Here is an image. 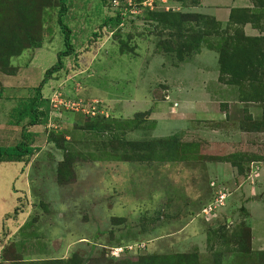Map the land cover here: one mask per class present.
Segmentation results:
<instances>
[{
  "label": "rangeland",
  "instance_id": "obj_1",
  "mask_svg": "<svg viewBox=\"0 0 264 264\" xmlns=\"http://www.w3.org/2000/svg\"><path fill=\"white\" fill-rule=\"evenodd\" d=\"M33 2L24 20L28 0H0V146L33 148L0 161V264H264L250 229L264 239V76L242 87L222 76L235 90L225 116L177 117V98H202L201 52L218 63L213 48L239 27L216 21L207 0ZM248 3L262 38L264 0ZM162 11L199 18L170 27L149 15ZM63 25L72 50L38 92L66 49ZM180 26L198 50L165 51ZM35 99L38 124L16 123L21 100Z\"/></svg>",
  "mask_w": 264,
  "mask_h": 264
},
{
  "label": "trees",
  "instance_id": "obj_2",
  "mask_svg": "<svg viewBox=\"0 0 264 264\" xmlns=\"http://www.w3.org/2000/svg\"><path fill=\"white\" fill-rule=\"evenodd\" d=\"M34 0H28V3L30 2V5L27 7H22L23 9L21 14L23 15L24 20L28 18H32V12L35 11L36 5L33 2ZM27 4V3H26ZM236 12H242L243 15L241 16L239 13ZM236 13V14H235ZM249 14V15H248ZM150 17L153 16V19L157 22L164 21V23L168 24V26H178L184 22L188 21H196L198 20V16L192 13H182V14H173L171 11H162L158 14L150 13ZM247 17H246V16ZM255 16V15H254ZM256 19L253 21H256L258 19V16H255ZM251 10L250 8H245L240 11L231 10L229 22L233 25V27L238 26L240 31H237L236 34H234L232 37L229 36V40L224 42V44L221 46L220 49L213 48L218 52V65H219V80L222 81V76H225L228 78L226 81L228 84L236 85L237 87L242 84V82L249 81L251 78V75H254V77H257L259 74L264 76V36L262 38L259 37H248L244 35L243 32V26L247 23L253 24V21H251ZM162 27V26H161ZM256 29H259L260 26L255 25ZM259 27V28H258ZM64 30V43L66 49L58 54V59L56 64L51 66L48 70L45 71L44 77L41 80L37 91L40 92V88L47 82V79L50 75H52L55 72H58L62 67V58L66 57L70 54V51L72 50V46L70 44L69 39V30L66 26H62ZM180 34L178 35H171L170 41L165 42V51H174L175 47H178L179 51L183 53H191L195 50H198L195 48L193 51L191 48L193 47L195 41L200 40V37H193L192 39H183V36L181 35V26L179 27ZM227 35H231L228 34ZM240 70V77H238L236 80L232 78L231 76H236L237 70ZM242 81V82H241ZM264 98V96H263ZM40 104H37V100H21L20 107L16 110L18 111L17 117H16V123H19L20 121H23L26 118H29L30 125L38 124V114H37V107ZM172 140V139H169ZM161 143H165L168 140H159ZM155 152V150L153 151ZM159 152H162L159 151ZM33 153V148L28 146L24 140L12 145V146H0V161H7L10 159H15L16 161H21L23 157L29 156ZM162 154L165 156V158L170 157L171 158V149L163 150ZM169 161L175 162V160L169 159ZM183 258L185 260V264H197L195 255H191L190 257L188 255L186 256H179L178 258ZM150 264H173L171 261H167L164 263L161 258H148L147 259ZM143 262V261H142ZM141 264H146L142 263ZM184 262L178 261L177 264H183Z\"/></svg>",
  "mask_w": 264,
  "mask_h": 264
},
{
  "label": "crops",
  "instance_id": "obj_3",
  "mask_svg": "<svg viewBox=\"0 0 264 264\" xmlns=\"http://www.w3.org/2000/svg\"><path fill=\"white\" fill-rule=\"evenodd\" d=\"M209 3H211L213 6L212 8L206 9V11L215 18L216 21L220 22L222 25H227L229 22L230 12L232 9H245L250 8L252 9L253 6L249 5L248 0H229L224 2V6L217 7L215 6V1L213 0H207ZM247 3V4H246ZM243 32L248 37H256L258 33L256 30L249 24H245L243 26ZM208 51H203L201 53L203 57L202 63H204L205 68L202 69L201 67H198L197 70L203 83L201 86L200 91L197 92V95L202 96V98H177L178 106L177 110H179V114L177 117H187L184 118L186 120H196V119H204L208 120L211 119L214 115H220L221 113L225 116L224 109H221V104L228 103L233 99V92H229L225 94L224 88H221V83L219 81V65L216 62L217 58L213 56L212 54L210 58V65L207 63L208 54H206ZM200 54V53H199ZM199 56L198 54H196ZM200 56V57H202ZM196 57V56H195ZM187 66L184 67V64L181 67H176V70H185ZM182 73V72H181ZM14 77V76H11ZM172 82L176 83L179 82L178 79L173 80ZM209 87H215L213 88L212 93L210 94ZM193 95V93H192ZM227 95L226 98H224ZM176 108V107H175ZM182 112L186 114H182ZM182 114V115H181ZM215 120H221V119H215ZM198 121V120H197ZM189 128V127H187ZM260 175H261V182L264 184V165L260 168ZM264 206V202H262ZM261 208V206H260ZM262 220H264V213L261 217ZM261 220V221H262ZM254 218L249 220V224L251 226V223H253ZM251 229V235H252V241L251 245H258V247H264V239H261L260 237L254 236L252 227Z\"/></svg>",
  "mask_w": 264,
  "mask_h": 264
},
{
  "label": "built area",
  "instance_id": "obj_4",
  "mask_svg": "<svg viewBox=\"0 0 264 264\" xmlns=\"http://www.w3.org/2000/svg\"><path fill=\"white\" fill-rule=\"evenodd\" d=\"M223 197H224V196L220 195V199H219V200H216V202H221V200H223ZM215 207H216V206H208V207L206 208V210L204 209V212H205L206 214H210V213L213 211V209H214Z\"/></svg>",
  "mask_w": 264,
  "mask_h": 264
}]
</instances>
